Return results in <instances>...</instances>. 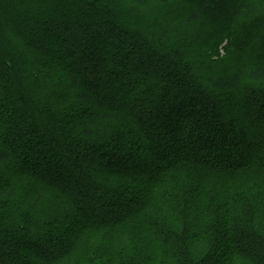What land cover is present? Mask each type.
<instances>
[{"label": "trees", "instance_id": "obj_1", "mask_svg": "<svg viewBox=\"0 0 264 264\" xmlns=\"http://www.w3.org/2000/svg\"><path fill=\"white\" fill-rule=\"evenodd\" d=\"M0 264H264V0H0Z\"/></svg>", "mask_w": 264, "mask_h": 264}, {"label": "rangeland", "instance_id": "obj_2", "mask_svg": "<svg viewBox=\"0 0 264 264\" xmlns=\"http://www.w3.org/2000/svg\"><path fill=\"white\" fill-rule=\"evenodd\" d=\"M178 13H181V11H178ZM218 20H220L221 21V18H218ZM217 22V21H216ZM162 25V24H161ZM222 26H223V24H222ZM222 26H219V25H216V26H214V28H216V29H219V28H223ZM224 27H225V25H224ZM193 34V33H192ZM213 33H211V35H212ZM225 44V43H224ZM223 44V45H224ZM222 45V46H223ZM222 46L219 48V55L220 56H222L223 55V49H222ZM51 56V55H50ZM113 86H116V84H113ZM118 91H121V89L120 90H118Z\"/></svg>", "mask_w": 264, "mask_h": 264}]
</instances>
